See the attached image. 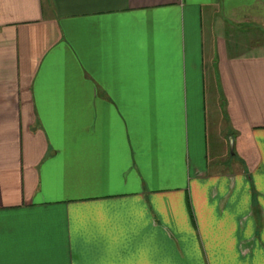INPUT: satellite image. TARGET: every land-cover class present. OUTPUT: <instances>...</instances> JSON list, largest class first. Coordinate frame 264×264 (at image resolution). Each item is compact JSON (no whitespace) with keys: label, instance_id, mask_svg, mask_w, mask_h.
<instances>
[{"label":"crops","instance_id":"0c3cea01","mask_svg":"<svg viewBox=\"0 0 264 264\" xmlns=\"http://www.w3.org/2000/svg\"><path fill=\"white\" fill-rule=\"evenodd\" d=\"M259 34L264 0H0V264H264Z\"/></svg>","mask_w":264,"mask_h":264},{"label":"rangeland","instance_id":"374dc122","mask_svg":"<svg viewBox=\"0 0 264 264\" xmlns=\"http://www.w3.org/2000/svg\"><path fill=\"white\" fill-rule=\"evenodd\" d=\"M259 38L264 41V34H259Z\"/></svg>","mask_w":264,"mask_h":264},{"label":"water","instance_id":"95a60500","mask_svg":"<svg viewBox=\"0 0 264 264\" xmlns=\"http://www.w3.org/2000/svg\"><path fill=\"white\" fill-rule=\"evenodd\" d=\"M230 147H231V150H232V145Z\"/></svg>","mask_w":264,"mask_h":264}]
</instances>
